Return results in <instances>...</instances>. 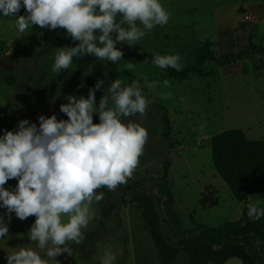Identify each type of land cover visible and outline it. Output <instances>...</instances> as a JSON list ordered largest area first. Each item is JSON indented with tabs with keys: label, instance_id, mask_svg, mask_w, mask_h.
<instances>
[{
	"label": "rangeland",
	"instance_id": "rangeland-1",
	"mask_svg": "<svg viewBox=\"0 0 264 264\" xmlns=\"http://www.w3.org/2000/svg\"><path fill=\"white\" fill-rule=\"evenodd\" d=\"M160 3L170 13V19L166 25L146 31L137 45L126 44L138 54H178L184 70L195 63L197 49L206 44L218 60L237 55L249 44L264 48V0H160ZM19 15H26L23 6ZM117 19L120 22L122 17L118 15ZM10 23H14V17L0 14V31H5L0 37V48L9 45V49L0 51V59L9 57L13 61L12 67L0 64L4 82L6 78L14 81L12 86L5 83V97L13 90L15 99L29 104L31 113L45 117L55 114L58 120H67L66 114L60 111V105L68 102L65 97L83 95L86 98L89 89L85 84L89 74H80L73 63L59 74L51 71L58 48L72 40L71 37L63 28L50 30L37 25L19 33L9 27ZM59 33H62L60 39ZM53 45L57 46L53 52L41 55ZM126 64L122 60L117 70V78L123 85L133 79H139L143 85L145 75L149 81L160 82L154 89L143 88L142 94L167 109L173 148L169 150L168 141L161 135L162 114L149 110L145 116L122 118V122L140 123L148 131L138 167L128 183L117 190H123L133 181L136 188L126 192L119 216L110 211L101 221L98 248L94 243L76 245L78 252L70 264H100L105 252L116 256L115 264H134L135 258L137 264H162L135 195L146 193L153 198L162 232L170 245L176 247L156 189L165 160L170 162L168 186L181 230H190L193 221L211 227L238 221L243 204L234 199L214 168L211 138L224 131L239 130L252 141L264 139V54L250 53L239 64L238 74L223 72L226 70L209 61L203 67L202 76H191L182 82L146 63L136 65L133 72L124 69ZM164 79L170 81L169 88L163 86ZM4 82L1 80L0 84ZM162 92H171L172 97L161 100ZM103 94V90L96 91L97 106ZM97 117L93 115V123ZM173 264L190 262L181 253Z\"/></svg>",
	"mask_w": 264,
	"mask_h": 264
},
{
	"label": "clouds",
	"instance_id": "clouds-1",
	"mask_svg": "<svg viewBox=\"0 0 264 264\" xmlns=\"http://www.w3.org/2000/svg\"><path fill=\"white\" fill-rule=\"evenodd\" d=\"M22 6L26 15H19ZM0 14L14 17L9 27L19 33L33 25L63 28L72 41H79L73 47L58 48L51 68L55 74L67 70L74 57L93 55L116 63L124 55L116 47L118 43L135 46L146 31L166 25L170 19L160 0H0ZM180 61L178 54H157L152 64L180 71ZM124 69L133 72L135 65L128 63ZM142 80L143 85L139 79L127 85L120 78L113 80L104 87L97 106L95 93L105 85L98 79L86 98L65 97L68 102L60 105V111L67 120H58L55 114L39 115V125L22 119L15 131L4 130L0 136V207L6 212L0 215V240L8 237L13 213L21 221L35 216L27 235L37 248L46 249L49 258L21 246L7 254V264H49L50 260L59 264V255L72 256L70 242L79 245L84 241L82 229L88 227L93 201L104 199L98 190L106 187L112 192L131 179L148 131L140 123H125L122 118L145 116L151 101L142 94L143 88L151 90L160 84L146 75ZM162 83L165 88L171 86L168 79ZM171 97V92L160 93L161 100ZM94 114L99 123H93ZM11 179L18 184L9 190L4 186ZM260 205V199L248 204L249 219L264 217ZM115 261L113 253L105 252L100 264Z\"/></svg>",
	"mask_w": 264,
	"mask_h": 264
},
{
	"label": "trees",
	"instance_id": "trees-1",
	"mask_svg": "<svg viewBox=\"0 0 264 264\" xmlns=\"http://www.w3.org/2000/svg\"><path fill=\"white\" fill-rule=\"evenodd\" d=\"M117 22L119 20L117 19ZM62 33L57 35L60 39ZM77 44L68 40L63 47H73ZM53 45L43 50L41 55H46L56 49ZM116 47L123 52L120 61L112 63L108 60H97L93 55L85 57H74L73 64L77 71L86 78V86L94 87L98 79L104 80L105 85L110 86L111 82L117 79L119 63L126 60L135 66L146 63L152 66L154 56L138 54L131 50L126 44H117ZM264 54V48L254 44L236 54H231L224 59L218 60L215 53L206 44L197 49L195 63L184 70L176 71L168 67L159 70L166 73L176 81H185L191 76H202L203 67L209 62H216L223 72H240L239 64L249 54ZM147 61V62H145ZM235 67V68H234ZM5 83L13 85L12 78H6ZM162 114L164 123L162 137L168 141L169 150L173 148L171 141V124L167 109L159 102L151 101L147 111ZM99 123V117L96 118ZM212 160L214 168L219 177L231 190L234 199L243 204L242 215L238 221L225 222L220 227H211L193 221L190 230L183 231L174 214V198L168 186L169 160L162 163V176L157 180V193L162 198V207L165 216V223L172 232L176 247L170 245L168 239L162 232L160 218L155 210L153 198L146 193H137L135 202L142 211V218L153 243L155 244L162 264H173L181 253H184L190 264H225L231 259H237L242 264H264V217L253 221L248 218L249 198L264 193V141H252L247 138L244 132L229 130L214 135L211 138ZM104 194V199L99 201L101 216L105 218L110 211L115 212V207L110 200L112 192L104 187L98 193ZM85 238L93 240L98 237V232L84 235Z\"/></svg>",
	"mask_w": 264,
	"mask_h": 264
},
{
	"label": "crops",
	"instance_id": "crops-1",
	"mask_svg": "<svg viewBox=\"0 0 264 264\" xmlns=\"http://www.w3.org/2000/svg\"><path fill=\"white\" fill-rule=\"evenodd\" d=\"M0 37L3 36L5 31H0ZM9 46V45H8ZM8 46H3L2 49L0 48V51L5 49H9ZM8 47V48H7ZM2 80V83L4 80L2 79L0 75V81ZM29 104H27L24 101H20L18 99H15V93L13 90L11 91V94L8 97H5V82L4 84H0V136L3 135L4 130L9 131H15L17 128V124L22 119H28L32 123H36L39 125L38 116L29 111ZM250 140V139H249ZM264 140V139H261ZM18 184L17 179H11L5 184V188L12 190L16 187ZM257 199L261 200V207L264 208V193L258 194L256 196H253L249 198V204L255 203ZM2 203V202H0ZM6 212V209L0 207V215H3ZM90 220L88 227L86 229H82L84 235L90 234L93 232H98L99 227L101 226V221H103V217L101 216V211L99 208V202L93 201L91 205V213H90ZM36 217L30 216L26 220L21 221L18 219L15 214H12L11 221L8 225L9 227V234L8 237L0 240V264H7L6 256L8 253L18 250L19 247H31L35 251H37L42 258L49 259L46 256V249L40 250L36 247V242L30 241L27 233L31 227V225L34 223ZM5 222H7V217L5 216ZM100 237L98 233V237H96L93 240H89L88 238H85L84 241L79 245H89L91 243H94L97 248L98 245H100V240H97ZM76 245L74 243L70 242V246L72 247V256H69L67 253H63L56 257V260L59 261V264H70L71 258H74L75 254H77ZM81 258V257H80ZM49 264H56L55 261H49ZM126 264V263H125ZM134 264H137V259L135 258ZM225 264H242L240 260L237 259H231Z\"/></svg>",
	"mask_w": 264,
	"mask_h": 264
},
{
	"label": "water",
	"instance_id": "water-1",
	"mask_svg": "<svg viewBox=\"0 0 264 264\" xmlns=\"http://www.w3.org/2000/svg\"><path fill=\"white\" fill-rule=\"evenodd\" d=\"M0 64H2L5 67H12L13 66V61L12 58H5V59H0ZM136 185L135 182H131L128 186H126L123 190H114L112 191L110 195V200L114 204L115 207V215L119 216L121 213V209L124 203V197L126 192L129 189H135Z\"/></svg>",
	"mask_w": 264,
	"mask_h": 264
}]
</instances>
